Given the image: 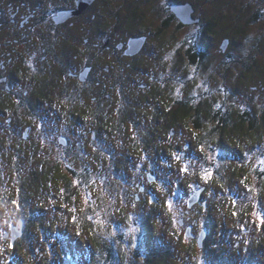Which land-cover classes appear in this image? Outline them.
Listing matches in <instances>:
<instances>
[{"label":"flooded vegetation","instance_id":"1","mask_svg":"<svg viewBox=\"0 0 264 264\" xmlns=\"http://www.w3.org/2000/svg\"><path fill=\"white\" fill-rule=\"evenodd\" d=\"M160 2L165 4L163 14ZM183 5L190 6L195 24L182 25L171 12V6ZM152 12L157 24L147 20ZM199 15L189 2L169 0H92L82 9L79 0H0V182L3 189H18L25 179L44 174L49 180L46 172L52 178L61 170L68 182L52 179L60 190L58 200L70 205L67 211L54 210L64 213L60 220L48 213L36 218L44 225L37 241L30 237L25 209L2 211L0 253L7 257L0 264L9 256L14 257L11 264L19 262L16 245L28 264H83L88 258L90 264H237L235 258L241 264L263 262L264 254L256 257L258 245L264 247L261 237H245L244 226L235 239L218 236L221 215L239 216L236 207L243 200L214 197L232 190L230 178L239 166L226 155L230 149L220 133L236 128L239 119H250L249 113L242 103L240 110L231 111L225 101H217L190 106L186 116L184 83L174 81L164 96L167 80L159 81L150 66L156 65L157 51L162 59L168 57L159 40L156 53L148 45L170 22L178 30H194L185 50L177 43L175 55L193 68L207 59L193 45L195 35H213L211 23L205 19L204 25ZM221 46L225 61L226 48L222 51ZM169 98L177 101L168 105ZM203 106L202 130L198 107ZM195 151L198 164L191 157ZM9 155L14 167L8 166ZM199 169L213 174L202 179ZM69 192L77 200L70 201ZM37 197L44 204L57 202ZM15 198L20 195L2 197L0 206L8 209ZM49 224L53 232L48 235ZM61 229L82 233H72L75 243L65 237L61 244ZM88 235L90 245L84 244L82 252L57 254L64 242L76 247Z\"/></svg>","mask_w":264,"mask_h":264},{"label":"rangeland","instance_id":"2","mask_svg":"<svg viewBox=\"0 0 264 264\" xmlns=\"http://www.w3.org/2000/svg\"><path fill=\"white\" fill-rule=\"evenodd\" d=\"M171 2L191 3L195 10V14H200L199 16L203 20V24L206 25V23H211L210 28L213 30L212 33L214 36L212 34L205 36L200 35L198 38V35H195L196 41L193 43L195 47L201 48L204 58L207 59L197 64L198 67L193 68L187 64L189 61L182 59L181 56H176L177 43L180 44V50H185V47H187L186 41L189 36L192 37V35H194V30H178L176 23L170 22L167 31L164 30L160 34H157V40L154 41L151 39L148 45L150 50L156 53L159 47L157 41L159 40L162 43L163 52H165L168 57L162 59L161 57L163 55L157 51V55L153 54V56L155 55L158 57L156 65L149 64L151 69L155 71L156 76L160 77L159 81H161V77L167 80L162 86L164 96L171 93L172 87L176 84L174 81H179L181 84L182 82L184 83L185 88L181 91V94L184 97L182 100L185 102L186 116L190 106H200L201 103H212L215 105L217 101H220L221 105H223L225 101L227 106H229L228 109L231 111L240 110V103H242V110L244 109L249 113L250 119L246 121L245 119L243 121L239 119L235 123L236 128L232 127V129L220 133V135L223 136L225 147L231 150H228L226 155L230 156L231 154V156L239 162V166L238 170H236L230 178L229 184L232 190H226L224 195L221 194V192L215 193L214 197L220 200L225 197L240 202L243 200V203L236 207L238 210L234 208L239 216L233 218L230 215L226 218L224 215H221L218 223L222 226L223 230L218 229V231H221V234L219 235L218 232L217 234L223 241L226 237L229 240L232 238L235 239L236 236L240 237L241 232L239 227L242 225L244 226V231H247L245 237H261V244L264 245V223H261L260 220V217H264V0H169V3ZM163 8H165V4L160 2V14L164 13V11H161ZM119 19L122 18L119 17ZM147 20L153 24L158 23L153 12L151 15L147 14ZM201 29H203V27L198 28V30ZM170 33L172 35H170ZM224 40H228L225 52L226 57L229 59L225 61L223 60L224 57H222V54L219 52V46L222 45ZM177 65H179L178 68H181L180 71L176 70ZM216 65H220L221 67H216ZM164 66L167 68L170 67L169 70L172 73V76H169L170 78L167 77V73L170 72L164 71ZM144 68H147L146 64ZM197 68H199V71H196ZM174 76L180 79L175 80L176 78H172ZM252 87L258 91L253 92L251 89ZM245 92H248L249 95ZM221 94L226 96V100ZM176 101L177 98H169L167 104L170 105ZM198 110L200 111L199 114L201 115L203 130L204 127H206V117L203 113L204 106L199 107ZM235 117L237 118V116ZM184 120L186 124L187 118L185 117ZM185 139H190L187 130L185 131ZM209 139L218 146L216 138L211 137ZM199 152L201 155L205 156V147H201ZM193 155H191L193 163H200L201 161L198 153L195 151ZM13 165V156L9 155L8 166L14 167ZM21 168L23 169V166ZM10 170L13 169L11 168ZM10 170H8V172L11 174L12 172ZM198 172L201 175L205 173L203 169H199ZM207 172L210 173L209 176H212L213 170ZM46 176L49 177V180H45L46 178L44 179V174L37 176L35 179H25L20 182L18 189L14 187H9V189H7L8 185L3 189L2 185L4 182H0V199L2 197L12 198L20 195V199L15 198L14 201L10 202L8 209L0 206V216L4 210L19 211L25 209V213L28 214V222L31 223L29 225L30 237L35 239V241L39 238L41 240L42 233L44 232L43 221L36 220V218H41L44 214L47 216L46 213H48L52 220H60L59 216L64 215V213H55V211L60 209L67 211L70 209V205L66 207L58 200V193L60 190L59 187L54 184V180L55 183L62 185L68 182L65 180V174L61 170L58 172L55 171L54 175H52L54 180L47 172ZM59 179L60 181L58 182ZM39 194L47 199L48 196H50L49 198L52 202L56 200L57 202L52 206L50 202L44 204L40 197L36 199L33 198ZM71 194L72 193L69 192L68 197L70 201L74 202L77 198L71 197ZM80 195H82L81 192ZM32 200L34 201L31 202ZM28 202L31 203L26 207ZM218 204L219 203H217V205ZM44 206L46 207L44 208ZM236 211H234V214H236ZM77 212L79 213L78 209ZM242 218H244V220H242ZM250 220L251 223H249ZM225 225H232L233 228H228ZM236 225H238V227H236ZM257 225L260 226L258 227ZM45 229L48 235L53 232L51 224ZM255 230H257L260 236L258 233L256 234V232H254ZM60 231L64 234V237L61 234L57 235L61 238V244L65 237L69 242L75 243L77 239L72 233L75 232L79 236H81L82 233L80 230L64 231L61 229ZM90 242V235L86 236L84 240L79 238V244L76 247H71L67 242H64L65 245L61 248L57 247L56 252L59 255H61L62 251L66 253V250H70L74 253L77 251L82 252L85 249L84 244L87 247V245H90ZM252 251L253 250L249 252ZM15 252L19 257V262L16 264H28L26 255L21 252L18 245L15 247ZM233 254L236 255L237 252ZM260 254H264V247L258 245L256 257L258 258ZM224 255L229 256L228 252H225ZM6 257L7 254L2 250L0 253V263L2 260H5ZM244 259H246L245 253ZM10 260L13 261L14 257L9 256L4 264H11ZM262 260L264 262V257ZM84 262L90 264L91 260L88 258L83 261V264H85ZM234 262L241 264L239 258H235ZM263 262L257 260L255 264H264Z\"/></svg>","mask_w":264,"mask_h":264},{"label":"water","instance_id":"3","mask_svg":"<svg viewBox=\"0 0 264 264\" xmlns=\"http://www.w3.org/2000/svg\"><path fill=\"white\" fill-rule=\"evenodd\" d=\"M92 2V0H79V8H85L87 5H89ZM171 12L174 14V16L180 21L182 25H188V24H195L196 21H192L190 19L191 14V8L189 5H183V6H171ZM130 45L133 47L134 44L130 43ZM227 41H224L221 46V50L224 51L226 48ZM141 46L140 41L138 42V47Z\"/></svg>","mask_w":264,"mask_h":264},{"label":"snow or ice","instance_id":"4","mask_svg":"<svg viewBox=\"0 0 264 264\" xmlns=\"http://www.w3.org/2000/svg\"><path fill=\"white\" fill-rule=\"evenodd\" d=\"M176 158L179 159L178 156ZM184 171H186V169L182 168L181 169V172H184ZM209 175H210V173H208L207 171H205V173L202 175V179L205 178L206 176H209ZM149 202L151 203V200ZM260 220H261V223H264V217H260ZM257 226L259 227L260 225H257ZM11 247H12V245L10 244L9 245V248H11Z\"/></svg>","mask_w":264,"mask_h":264},{"label":"bare ground","instance_id":"5","mask_svg":"<svg viewBox=\"0 0 264 264\" xmlns=\"http://www.w3.org/2000/svg\"><path fill=\"white\" fill-rule=\"evenodd\" d=\"M24 258V257H23ZM25 259V258H24Z\"/></svg>","mask_w":264,"mask_h":264},{"label":"trees","instance_id":"6","mask_svg":"<svg viewBox=\"0 0 264 264\" xmlns=\"http://www.w3.org/2000/svg\"><path fill=\"white\" fill-rule=\"evenodd\" d=\"M199 108V107H198ZM186 111V110H185Z\"/></svg>","mask_w":264,"mask_h":264}]
</instances>
